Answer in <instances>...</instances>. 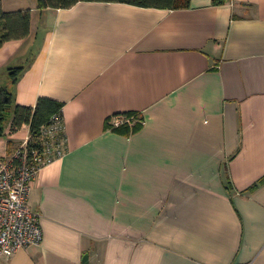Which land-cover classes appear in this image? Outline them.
<instances>
[{
	"label": "crops",
	"instance_id": "1",
	"mask_svg": "<svg viewBox=\"0 0 264 264\" xmlns=\"http://www.w3.org/2000/svg\"><path fill=\"white\" fill-rule=\"evenodd\" d=\"M1 5L30 33L0 86L62 102L66 150L30 183L41 242L0 264H264V0ZM10 123L0 158L29 136Z\"/></svg>",
	"mask_w": 264,
	"mask_h": 264
},
{
	"label": "built area",
	"instance_id": "2",
	"mask_svg": "<svg viewBox=\"0 0 264 264\" xmlns=\"http://www.w3.org/2000/svg\"><path fill=\"white\" fill-rule=\"evenodd\" d=\"M125 119L115 118V125ZM28 138L8 158H0V256L10 257L20 248L41 242L40 215L28 203L30 183L41 168L66 150L63 118L54 117L42 127L38 147L28 148Z\"/></svg>",
	"mask_w": 264,
	"mask_h": 264
},
{
	"label": "trees",
	"instance_id": "3",
	"mask_svg": "<svg viewBox=\"0 0 264 264\" xmlns=\"http://www.w3.org/2000/svg\"><path fill=\"white\" fill-rule=\"evenodd\" d=\"M80 1H100V2H121L140 7L155 8H182L189 5V0H36L39 10L47 8H69ZM227 0H211L212 4L220 5ZM30 33V13L28 10L6 12L2 9L0 0V45L11 39H20ZM22 67L9 69L10 81L15 84ZM62 102L50 97L41 96L37 99L34 106L16 104L13 92L7 86H0V137L4 135V124L11 117L10 130L14 132L22 125L29 127L28 148L38 147L42 127L49 125L54 117L62 118ZM132 112L124 113L126 117L131 116ZM135 124L133 131L139 128ZM128 129L126 122H122L118 128ZM258 182H264V177Z\"/></svg>",
	"mask_w": 264,
	"mask_h": 264
},
{
	"label": "water",
	"instance_id": "4",
	"mask_svg": "<svg viewBox=\"0 0 264 264\" xmlns=\"http://www.w3.org/2000/svg\"><path fill=\"white\" fill-rule=\"evenodd\" d=\"M85 259H86V256L84 257V260H83V261H84V263L86 264V261H85Z\"/></svg>",
	"mask_w": 264,
	"mask_h": 264
},
{
	"label": "rangeland",
	"instance_id": "5",
	"mask_svg": "<svg viewBox=\"0 0 264 264\" xmlns=\"http://www.w3.org/2000/svg\"><path fill=\"white\" fill-rule=\"evenodd\" d=\"M9 79V78H8ZM6 125V124H5ZM4 127H6V126H4Z\"/></svg>",
	"mask_w": 264,
	"mask_h": 264
}]
</instances>
